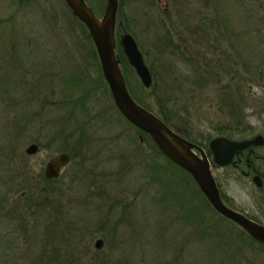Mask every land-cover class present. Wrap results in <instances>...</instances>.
<instances>
[{
	"label": "rangeland",
	"instance_id": "1",
	"mask_svg": "<svg viewBox=\"0 0 264 264\" xmlns=\"http://www.w3.org/2000/svg\"><path fill=\"white\" fill-rule=\"evenodd\" d=\"M21 1L0 0V142L15 139L12 127L25 122L28 128L20 127L23 136L20 139L44 144L48 141L51 156L60 150L61 140H82L80 160L71 161V168L65 171L73 177L74 162L79 163L80 211L89 225L81 229L82 238L78 243L81 257L99 251L94 241L103 238L99 256L106 257L107 264H253V260L254 264H264V248L244 237L243 240L236 237L237 242L230 240L240 248L239 254L233 256L234 261L224 262V258H220L218 240L198 241L196 230L178 219L181 212L178 205L169 207L171 200L163 197L161 200L167 199L166 202L160 200V205L154 204L152 195L163 187L147 184L153 166L160 165L159 171L165 167V173L175 184L183 180L182 192L186 185L196 194L198 190L189 175L190 178L183 170L168 165L162 153L148 141L140 140L138 132L112 110L111 105L105 104H110L106 93L94 90L92 100L98 109L93 105L95 109L88 119L84 114L70 112L68 95L73 88L83 85L81 75L87 78L85 82L88 77L97 75V66L87 55L92 48L90 40L77 22L70 21V10L64 0H24L29 1L25 5H21ZM119 1L117 25L120 33L122 28L129 31L146 63L153 65L156 83L153 90L151 86H142L134 70L130 72L132 86L151 110L157 112L162 103L167 114L169 110L173 116L176 113L174 120L179 121L178 125L184 126L190 137L205 150L216 136L240 139L252 136L255 130L264 133V91L261 87L264 85V0ZM92 2L102 15L106 1ZM167 30L185 57L195 54L194 62L199 65L207 62L213 70L220 66L222 69L218 71L223 78L210 76L206 81L197 78L194 69L181 61V52L172 55L161 49L162 36ZM22 67H26L29 74L24 76ZM23 78L28 88L33 85L37 93L33 100L23 99L19 90L17 96L14 95L13 88ZM196 81L204 84L197 85ZM69 84L70 90L66 88ZM106 107L110 109L107 118L105 113L93 118L96 110L103 112ZM28 109L27 115L15 111ZM77 123L81 126H76ZM129 136L137 141L129 140ZM106 177L109 179L103 180ZM100 180L105 184L97 188L100 183L94 184ZM251 188L241 178L230 181L227 192L238 203L246 202L242 208L250 212ZM189 190L182 203L191 208ZM71 192L74 193L73 188ZM111 199H121L120 204L123 199L124 203L135 201L123 216V220L132 221L133 232L125 227L121 229L120 224L116 231L103 232L110 229L105 226L111 223L101 221L119 219L117 202H113L112 210L99 206L111 203ZM196 199L208 207L209 215H213L201 195H196ZM253 213L257 215L254 209ZM220 231L223 235H232L228 231L234 234L237 230L227 222ZM231 250L228 248L229 252ZM213 255L220 259H211ZM85 260L81 259L78 264ZM12 262L7 260L5 264ZM66 264L72 263L66 260Z\"/></svg>",
	"mask_w": 264,
	"mask_h": 264
},
{
	"label": "flooded vegetation",
	"instance_id": "2",
	"mask_svg": "<svg viewBox=\"0 0 264 264\" xmlns=\"http://www.w3.org/2000/svg\"><path fill=\"white\" fill-rule=\"evenodd\" d=\"M157 1L160 0H156V2ZM194 57H196L195 54L190 55L192 60ZM98 67L103 77L99 60ZM205 67L206 71H216L218 74L217 76L223 78L222 74L218 71L222 69L220 66L218 70H213L212 66L206 62L205 65H202L203 69ZM22 68L21 72L24 76L29 74L26 67ZM87 72L89 71L87 70ZM97 72L98 70L96 69V74ZM79 73H81L80 69ZM96 76L92 78L88 77V81L94 80ZM88 81L85 83L90 84ZM87 84L83 87L85 94L88 93L87 91L90 88V85L87 86ZM261 87L264 91V85L261 84ZM79 89L73 88L72 90L74 92L79 91ZM17 90L22 92L23 99L26 100H33L34 95L37 94L34 92L33 85L32 88H28L25 78L19 81L17 86L13 88L14 95L16 96ZM73 94H77V92ZM93 94L94 89L88 93V99L86 100V109L89 113H91L92 109H95L94 106L98 109L97 103H94L92 100ZM106 94L110 104L106 102L105 104L111 105L112 110L115 109L116 111L117 108L113 103L109 88ZM11 106L13 105H10V108ZM107 107L103 112L100 111L98 113V110H96V115L93 118L96 116L100 117L102 113H105V118H107L110 112V109L108 111L109 107ZM29 109H31V107H29ZM29 109L26 112H23L24 110L15 111L16 114L27 115ZM262 109L264 112V105ZM8 110L12 111L11 109ZM74 110L75 107L72 109V113L77 112V114L81 115L80 109ZM117 114L124 119L119 113ZM46 123L48 124L49 121ZM76 126L81 125L77 123ZM20 127L27 129V122L20 125L16 124L12 127L15 139L0 142V264H5L7 260H13L11 264H66V260L72 264H78L82 255L80 254L79 247V240L81 241L82 238L81 229L89 225L88 222L82 219L80 211L82 204L79 195L81 178L79 163L74 162L73 177L71 176L70 178V175H66L65 171L70 166L71 161L80 160L83 154V147L80 145L82 140H79V142L61 140V145L59 146L61 147L60 150L51 156L49 154L50 143L48 141L44 144L36 140L28 141L31 139L21 140L20 138L23 136ZM257 136L261 137L260 140L254 141ZM139 137L141 140V136ZM223 137L234 141L253 138V144L237 150L231 162L226 165H219L213 161V155L210 149V142L213 138L209 141L207 150L201 147L204 154L209 159L210 169L215 179L220 198L229 208L264 226V133L255 130L250 137H242L240 139L229 136ZM33 145L35 148L30 150L29 148ZM40 154L42 155L40 156ZM61 154L68 155L67 162L59 167L56 176H49L46 171L48 163ZM216 171L218 174H216ZM241 178L245 184H250V186H252L248 203L250 212L242 208L245 206L246 202L243 204H241V202L238 203L236 198L227 192L230 181H240ZM107 179L109 178L106 177L103 180ZM103 180L96 182L94 185L97 186L100 183L97 188H101L105 184ZM72 185L73 187H71ZM72 188L74 191L73 194L71 192ZM118 200L113 201L111 199V203L99 205L103 206L105 210H112L114 207L113 202H117L119 206V213L117 215L119 219L113 222H110V219L101 221L111 223V225L105 226L110 229H106L107 231L104 230V233L108 234L111 229L113 230L114 226L118 228L119 224L121 229L125 227L129 229V232H133L131 229L132 221L123 220V216L126 215V212L133 207V205L129 207L128 204L124 203V199L121 204V199ZM253 209L257 215L253 213ZM95 210H98V208ZM225 219L238 226L231 220ZM90 222L92 221L90 220L89 223ZM101 227L104 226L102 225ZM98 239L102 241L101 247L99 248L95 246V242ZM256 243L258 244V242ZM103 245V238L95 239L94 247L97 250L100 251Z\"/></svg>",
	"mask_w": 264,
	"mask_h": 264
},
{
	"label": "water",
	"instance_id": "3",
	"mask_svg": "<svg viewBox=\"0 0 264 264\" xmlns=\"http://www.w3.org/2000/svg\"><path fill=\"white\" fill-rule=\"evenodd\" d=\"M105 1L102 15H98L87 0H64L73 16L88 31L115 107L125 120L147 133L169 161L190 175L199 191L217 213L236 223L253 240L264 245V226L222 202L210 169L209 159L201 147L173 130L156 113L145 108L130 94L116 53L117 43L127 63L133 68L145 88L152 85V74L134 36L127 30H123L118 35V39L116 38L119 0ZM260 138L257 136L254 141ZM250 144H253V138L234 141L223 136L214 137L210 142L213 161L219 165H226L231 162L237 150L246 148ZM34 148L33 145L29 149ZM67 160V154H61L52 159L47 165V174L56 176L59 167ZM101 244L100 239L96 240L97 248L101 247Z\"/></svg>",
	"mask_w": 264,
	"mask_h": 264
},
{
	"label": "trees",
	"instance_id": "4",
	"mask_svg": "<svg viewBox=\"0 0 264 264\" xmlns=\"http://www.w3.org/2000/svg\"><path fill=\"white\" fill-rule=\"evenodd\" d=\"M27 2L29 1H24L22 0L21 1V5H25ZM87 2L91 5V7L93 8V10L95 11L96 14L99 15V13L97 12L96 8H95V5L93 4L92 0H87ZM119 6H120V1H119ZM159 11H157L158 13ZM119 7H118V11H117V19L119 18ZM70 17H71V20L70 21H74V22H77L78 26L80 27V29L82 30V32L84 33V36H87L88 39L90 40V45H91V49L88 50V53L87 55L90 56L93 60H94V64L97 66V76L96 78L91 81H88V83L90 84H87L85 83V78L81 75V78L83 79V85L80 87L79 89V93L77 94H73L72 92H69V95H68V100L71 99L70 101V112L72 113V109L75 107V110L77 109H80V113L83 115L84 114V117L86 116V118L88 119V116L90 115L89 112H87V109H86V100L88 99V93L91 92V90H101V92L103 93H108V87H107V84L106 82L104 81L103 77L101 76L100 74V70H99V67H98V57H97V54H96V51H95V48H94V45H93V42L91 40V38L89 37L88 35V31L86 29V27L76 19V17L73 16V14L71 13L70 11ZM127 28V27H126ZM166 28V27H165ZM121 28H119L117 26V29H116V36L118 37V34L120 33V30ZM162 47L161 49L163 50H168L169 52L173 54H176L177 52H181V61L183 63H185L187 66L190 65V67H192V69H194V72L197 73V78L198 77H202L205 81L210 79V76H217V72L215 71H212L210 70V72L206 71V67L203 69L202 68V64L199 65L198 63L196 62H193L192 58H190V56L188 57H185L184 56V52H182V50L180 51V48L178 45L174 44V41H173V38H172V35L170 34V32L167 30L166 32H164L163 36H162ZM83 45V44H82ZM116 53L119 57V60H120V66H121V69H122V72L124 74V77H125V81H126V84H127V87H128V90L130 92V94L132 95V97L137 101L139 102L141 105H143L145 108H147L148 110H151V107L147 104V102L141 97L138 95V93L136 92L135 88L132 86L131 84V81H130V72H134L132 67L127 63L123 53H122V50H121V47L120 45L117 43V47H116ZM145 54V53H144ZM180 54V53H179ZM149 65V69L152 73V77H154V73H153V65L150 63V64H147ZM195 74V73H194ZM78 75H76L75 77H77ZM89 76V75H87ZM74 78H68L70 80H73L75 79ZM79 77V76H78ZM89 80V79H88ZM192 82L191 83H194V79L191 80ZM197 85H202L204 83H202L201 81H196ZM198 83H201V84H198ZM87 84V86L90 85V88L88 89V93H84V86ZM196 85V84H194ZM155 86H156V83H152L151 87H152V90L155 89ZM67 89H71L70 87V84L67 86ZM155 92V91H154ZM153 94H156V93H153ZM75 99V100H74ZM75 104V105H74ZM71 105H72V108H71ZM159 109L157 112H155L161 119H163V121H165V123H167L173 130H175L176 132L180 133L181 135L185 136L186 138H188L190 141H193L195 142V140H193L190 135H189V131L182 125H178L177 122L179 121H176L174 120V116H177L176 113L175 115L173 116L172 114V111L169 110L168 114L164 111V105L162 103H159ZM114 108V107H113ZM74 110V111H75ZM117 113H119L117 110H116ZM120 114V113H119ZM178 114V113H177ZM121 115V114H120ZM127 123L133 127L136 132H138L139 136H141V140L143 141H148L149 145L152 146L155 150H157L158 153H161V151L157 148V146L155 145V143L152 141V139L150 138V136L137 129L136 127H134L132 124H130L128 121ZM84 130V129H82ZM82 133H84L82 131ZM129 140L133 141V142H136L137 140L134 139L133 137H130L129 136ZM167 160V164L170 165V166H173L175 168H178L180 170H182L181 168H179L178 166H176L175 164H173L171 161H169L168 159ZM165 167H163L162 171H159L160 169V165H157V166H153L151 168V172L149 170V175H148V178H147V184L151 185L152 183L154 185H162L163 189L162 190H159L156 194H153L152 195V201L154 202V204H159L160 205V200L163 198H168L170 199L171 201H169V207H179L180 209V213H178L179 215V218L180 220L183 221V223L187 224L190 228H193L196 230V235L198 236V241H200L201 243H205V241H208V242H211L213 240H218L219 242V250L220 252H222V256L220 258H224L223 260H225L224 262H230V261H234V255L235 254H239V247L237 246H234L232 245L231 241L232 239H234L236 242H237V238L236 237H240L242 240L244 238H247L250 240V242H257L255 240H253L250 236H248L240 227L234 225L233 223L227 221L225 218L221 217L216 211H214V209L207 203V201L204 199V196L203 194L199 191V189L197 188L196 184L191 180V178L188 176L189 174L187 172H185L183 170L184 173H186V175L190 178V180L192 181V183L196 186V190H198L197 194L194 193L191 188L189 186L186 185V192H182L181 191V187H184V182H182L183 180H180L179 182H177V184L173 183L172 181H170L169 177L171 176H168L166 173H165ZM173 176V175H172ZM174 178V176H173ZM177 179V178H176ZM176 187V189H174ZM189 190V200L190 202L193 203V205L191 206V208L188 206V205H183L182 203V199L186 196V193L187 191ZM140 194V191L138 192V195ZM196 195H201V197L203 198L204 202L210 207V210H211V213L213 215H209V211L208 210V207L206 205L203 206V202L202 203H198L196 199ZM163 203L167 201V199H163L161 200ZM162 203V204H163ZM129 205V207H131V205L135 204V201L134 202H129V203H126ZM202 205V206H201ZM204 207V208H203ZM128 208V207H127ZM177 210V208H175ZM207 209V210H206ZM177 210V211H179ZM216 215V216H215ZM229 223L231 224V226L235 227L236 228V233L234 232L231 233L230 231H228V234H232V235H223L224 232H221V228H225V224L226 223ZM116 226L113 227V230L116 231ZM227 229V228H226ZM233 238H231V236H233ZM259 245H261L262 248H264V245H262L261 243L258 242ZM228 248L232 249L231 252L228 251ZM217 249V251H219ZM99 254H101L99 251H97L95 254H92L91 256H88V257H81V259H86L85 261H83V263H88V264H107V261H106V257H101L99 256ZM236 256V255H235ZM220 258H215V255H213V257H211V259H214V260H218ZM80 259V260H81ZM108 259V257H107ZM80 260L78 261L80 263ZM109 260V259H108ZM110 261V260H109ZM69 262V261H68ZM82 263V262H81ZM82 263V264H83Z\"/></svg>",
	"mask_w": 264,
	"mask_h": 264
}]
</instances>
